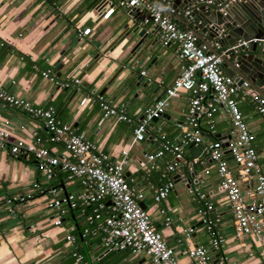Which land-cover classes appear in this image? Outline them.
Segmentation results:
<instances>
[{
	"label": "crops",
	"instance_id": "0c3cea01",
	"mask_svg": "<svg viewBox=\"0 0 264 264\" xmlns=\"http://www.w3.org/2000/svg\"><path fill=\"white\" fill-rule=\"evenodd\" d=\"M152 1L162 4L171 19L180 28L191 31L197 41L202 39L201 44L207 50L225 54L228 47L215 40L206 41L207 34L200 30L193 32L197 22L207 17L206 13L199 11L195 18L183 14L186 8L192 12L202 2H189L185 7L184 0ZM240 1L233 0L231 4ZM207 6L214 9L213 4ZM232 14L246 15L239 8ZM136 15L135 10L119 6L118 0H0V87L35 107H52L56 116L75 133L114 159L127 149L125 177L142 192L140 204L150 214L155 229L174 248L178 264H191L188 257L180 254V249L188 245H202L214 258L224 253L233 264H264L260 249L250 236L234 235L233 217L226 195L218 185L215 163L201 153L207 142L229 138L230 121L224 105L217 106L211 128L201 119L202 143L183 148L186 160L200 156L203 162L189 173L187 162L181 161L180 168L172 175L173 188L160 203H155L153 196L170 175L164 166L171 155L166 153L144 167L138 162L157 149L155 136L178 142L188 93L182 91L172 98L165 113L150 122L145 139L140 142L132 143L133 122L102 117L95 101L97 95L123 108L130 116L137 115L163 96L165 87L185 64L177 57L175 43L162 46L156 28L140 24ZM126 23L132 25L124 28ZM135 26L146 31V38L138 46V42L125 36ZM222 35L228 37L226 31ZM242 53L253 52L248 49ZM225 60L221 59L223 73L238 76L232 66L234 60L228 55ZM42 69H50L55 80L43 78ZM72 75L80 79L81 86L62 85ZM249 90L252 91L250 86ZM238 105L254 134L253 145L264 171V113L259 111V102L243 90ZM20 125L24 128L20 129ZM0 128H6L13 139L21 138L25 142H32L34 133L39 134L52 154H66L61 143L45 140L48 131L41 120L20 109L3 108ZM225 153L229 169L237 176V164L227 150ZM49 189H55L61 197L73 198L63 204L66 212L61 225L54 224L55 210L47 205ZM80 191V181L68 178L59 168L47 178L37 168L33 156L0 151V264H74V252L81 254L87 264H95L108 254H103L100 244L81 236L89 224L85 222L83 207L71 205L77 203ZM107 205L105 200L104 206ZM204 218L211 225L203 222ZM67 235L74 239L67 240ZM218 236L223 242L214 248L212 240ZM110 254L109 264H151L142 252L122 250Z\"/></svg>",
	"mask_w": 264,
	"mask_h": 264
},
{
	"label": "built area",
	"instance_id": "2783aa9c",
	"mask_svg": "<svg viewBox=\"0 0 264 264\" xmlns=\"http://www.w3.org/2000/svg\"><path fill=\"white\" fill-rule=\"evenodd\" d=\"M232 1L218 0L215 9L225 15L226 8ZM212 3L213 0L205 1L206 5ZM118 5L135 10L140 24L154 26L162 46L175 43L177 57L185 64L173 81L165 87L163 96L137 115L130 116L123 108H118L102 95H97L95 101L102 117L133 122L132 143L140 142L145 139L150 122L165 113L172 98L182 91L188 93L178 142H171L165 136H155L153 139L158 142L157 149L145 154L138 162L140 167H144L147 162L154 164L156 159L163 158L166 153L171 155V159L164 166L170 175L166 182L156 188L153 196L154 202L160 203L173 188L172 175L180 168L181 161L187 162L186 171L189 173L195 170L197 164L203 162L200 156L186 160L183 148L202 143L204 130L201 119H205L211 128L217 106L224 105L230 121L229 138L225 141L215 139L207 142L201 153L215 163L218 185L226 195L233 217L234 235L250 236L258 245L264 260V171L253 145L254 134L248 128L238 105L241 90L251 95L249 85L247 82L238 85L232 76L223 73L221 58L207 50L205 45L198 44L191 31L180 28L162 4L152 0H118ZM183 14L190 17L191 9L186 8ZM79 34L82 35V32L79 31ZM247 43L246 40H239L233 47ZM262 49L264 51V48ZM262 58L264 59V55ZM41 75L43 78L55 80L50 69H42ZM62 85L79 87L81 81L76 75H72ZM252 98L259 102V111L264 113V99H258L256 96ZM5 107L20 109L28 116L41 120L48 131L45 140L64 146L66 154H52L43 145L44 139L39 134L34 133L32 142H25L21 138L13 139L6 128H0V151L7 150L14 156H33L37 168L47 178L59 168L68 178L80 181L81 191L76 196L77 203L72 202L71 205L78 204L83 207L85 222L89 224L82 230V237H99L103 254L129 250L132 253H144L149 257L151 264H178L174 248L166 243L161 233L153 226L148 211L141 206L142 192L125 177L127 149L121 150L120 156L114 159L94 143L75 133L67 123L56 116L52 107H35L27 100L16 97L0 87V115ZM23 128V125H20V129ZM225 150L238 166L237 176L227 165ZM205 173H208V170H205ZM48 193L47 205L55 210L54 224L61 225L66 212L63 204L69 203L73 198L70 195L61 197L55 189H49ZM105 200H108L107 206H104ZM85 207L89 208L87 212ZM203 222L211 225V221L206 218ZM66 239L74 238L67 235ZM222 242L223 238L215 237L212 246L219 248ZM180 254L188 257L191 264H233L224 253H220L216 258L212 257L202 245L182 247ZM73 257L74 264H87L81 254L74 252Z\"/></svg>",
	"mask_w": 264,
	"mask_h": 264
},
{
	"label": "water",
	"instance_id": "95a60500",
	"mask_svg": "<svg viewBox=\"0 0 264 264\" xmlns=\"http://www.w3.org/2000/svg\"><path fill=\"white\" fill-rule=\"evenodd\" d=\"M205 1L184 0L185 7L189 2L193 4H197L198 2L203 3L191 12L193 18H195L199 11L207 14V17H204L202 22H197V26L193 28V32L196 34L197 30H200L207 34L206 41L211 42L215 40L219 45L228 47L225 54L221 55L215 49H213V52L220 56L224 62L226 61L225 55L232 58L234 60L232 63L233 69L238 75L234 76L235 74H233V78L237 81V84L242 85L243 82H247L252 89L251 95L256 96L258 99H264V59L262 58V55H264L262 49L264 48V0H241L235 5L230 3L226 8L225 15H222L215 9L218 0H213V10L205 4ZM237 8L244 11L246 15L238 16L239 14H237L234 17L232 12H236ZM128 25L131 26L132 24L126 23L124 24V28ZM224 31L228 33L227 38H224V35H222ZM125 34L128 39H133L136 43L138 42L137 46L141 40L146 38L145 29L139 26L133 27ZM239 40H246L248 43L247 45L233 47ZM202 42V39L198 40V44ZM248 49L253 53L248 55L242 53ZM258 50L260 51L255 53ZM137 78L140 80L141 75L137 76ZM155 120L157 119H153V121ZM141 206L144 208L142 204Z\"/></svg>",
	"mask_w": 264,
	"mask_h": 264
},
{
	"label": "trees",
	"instance_id": "16d2710c",
	"mask_svg": "<svg viewBox=\"0 0 264 264\" xmlns=\"http://www.w3.org/2000/svg\"><path fill=\"white\" fill-rule=\"evenodd\" d=\"M192 146H190L189 151L192 148ZM88 209L89 208L85 207V212H87ZM82 238L83 239H89L91 243L100 244V238L99 237H92L90 235H86V236H83ZM110 253L111 252H109L108 254H106L104 257L100 258L95 264H109V262L107 260H108V257L111 255Z\"/></svg>",
	"mask_w": 264,
	"mask_h": 264
}]
</instances>
